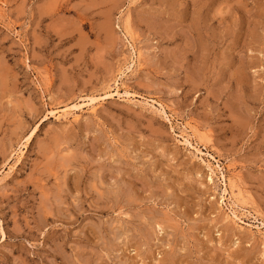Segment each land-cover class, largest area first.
<instances>
[{
  "label": "rangeland",
  "instance_id": "rangeland-1",
  "mask_svg": "<svg viewBox=\"0 0 264 264\" xmlns=\"http://www.w3.org/2000/svg\"><path fill=\"white\" fill-rule=\"evenodd\" d=\"M0 264H264V0H0Z\"/></svg>",
  "mask_w": 264,
  "mask_h": 264
},
{
  "label": "bare ground",
  "instance_id": "bare-ground-1",
  "mask_svg": "<svg viewBox=\"0 0 264 264\" xmlns=\"http://www.w3.org/2000/svg\"><path fill=\"white\" fill-rule=\"evenodd\" d=\"M112 91H113V93L114 94H108L107 96L108 97H110V96H113V95H117V96H119V88L116 86L115 88H113L112 89ZM128 93V92H127ZM126 94V93H125ZM130 94V93H129ZM127 95V94H126ZM121 96V95H120ZM132 96V95H131ZM127 100H128V97H127ZM87 101V100H86ZM96 101V97L95 98H90L89 100H88V102L85 104L84 103V105H85V107H86V109H87V107L89 106L91 109H93V104H94V102ZM96 105V104H95ZM94 105V106H95ZM80 107L79 106H73V109L74 110H78ZM82 108V107H81ZM83 109V108H82ZM81 110V109H80ZM71 111H72V109H71ZM94 111H95V109H94ZM64 113H66V111L64 112ZM74 113V112H73ZM71 114V113H70ZM67 115V114H66ZM61 116V115H60ZM63 116V115H62ZM61 116V117H62ZM65 116V115H64ZM73 117V116H72ZM74 118V117H73ZM76 119H78V117H75ZM190 141V140H189ZM187 143V142H186ZM189 144V143H188ZM190 144H191V142H190ZM189 144V145H190ZM190 147H191V145H190ZM231 188V187H230ZM232 189V188H231ZM232 191V190H231ZM226 194V193H225ZM230 196H231V194H230ZM233 196V195H232ZM232 196H231V198H232ZM233 199V198H232Z\"/></svg>",
  "mask_w": 264,
  "mask_h": 264
}]
</instances>
